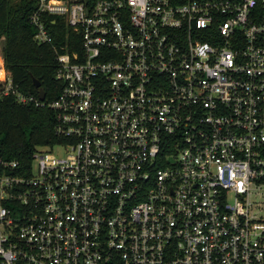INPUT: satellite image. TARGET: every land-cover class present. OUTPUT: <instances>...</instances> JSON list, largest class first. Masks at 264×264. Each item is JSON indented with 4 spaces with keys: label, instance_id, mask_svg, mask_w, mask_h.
<instances>
[{
    "label": "built area",
    "instance_id": "2783aa9c",
    "mask_svg": "<svg viewBox=\"0 0 264 264\" xmlns=\"http://www.w3.org/2000/svg\"><path fill=\"white\" fill-rule=\"evenodd\" d=\"M53 18L49 103L0 57L65 140L0 157V264H264V0H34L37 44Z\"/></svg>",
    "mask_w": 264,
    "mask_h": 264
},
{
    "label": "trees",
    "instance_id": "16d2710c",
    "mask_svg": "<svg viewBox=\"0 0 264 264\" xmlns=\"http://www.w3.org/2000/svg\"><path fill=\"white\" fill-rule=\"evenodd\" d=\"M33 9L34 0H0V53L13 88L37 97L35 79L49 103L60 88L54 80L57 65L52 46L70 43L71 32L59 18L50 19L46 26L51 44H37L29 20ZM54 129L55 116L47 107L21 105L13 96L0 100V157L4 160L28 165L37 148L64 143Z\"/></svg>",
    "mask_w": 264,
    "mask_h": 264
},
{
    "label": "water",
    "instance_id": "95a60500",
    "mask_svg": "<svg viewBox=\"0 0 264 264\" xmlns=\"http://www.w3.org/2000/svg\"><path fill=\"white\" fill-rule=\"evenodd\" d=\"M32 82H33V86H34L35 88L38 89V99H39L40 101H44V99H45V94H44L43 89L40 87V84H39L38 81L35 80V79H33Z\"/></svg>",
    "mask_w": 264,
    "mask_h": 264
},
{
    "label": "rangeland",
    "instance_id": "374dc122",
    "mask_svg": "<svg viewBox=\"0 0 264 264\" xmlns=\"http://www.w3.org/2000/svg\"><path fill=\"white\" fill-rule=\"evenodd\" d=\"M0 57H1V53H0ZM55 152H59V150H58V149H56V150H55Z\"/></svg>",
    "mask_w": 264,
    "mask_h": 264
}]
</instances>
